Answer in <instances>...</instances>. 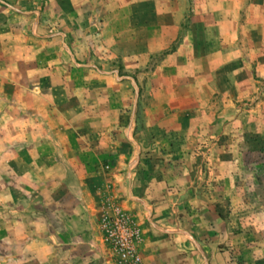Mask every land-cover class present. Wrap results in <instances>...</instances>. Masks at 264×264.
Wrapping results in <instances>:
<instances>
[{"label": "crops", "instance_id": "crops-1", "mask_svg": "<svg viewBox=\"0 0 264 264\" xmlns=\"http://www.w3.org/2000/svg\"><path fill=\"white\" fill-rule=\"evenodd\" d=\"M263 83L264 0H0V264H111L103 211L153 201L159 219L153 194L170 187V211L185 208L207 182L192 144L235 125L237 100L263 126ZM137 148L162 156L138 164L159 177L132 173ZM237 150L215 146L212 168ZM182 165L196 177H174ZM139 227L140 264H164L165 237L185 233Z\"/></svg>", "mask_w": 264, "mask_h": 264}, {"label": "rangeland", "instance_id": "rangeland-1", "mask_svg": "<svg viewBox=\"0 0 264 264\" xmlns=\"http://www.w3.org/2000/svg\"><path fill=\"white\" fill-rule=\"evenodd\" d=\"M259 88L264 89V83ZM247 103V100L233 102L232 113L239 119L235 125L232 124L203 141L192 142L193 153L186 156L189 159L186 162L189 163L190 157H193L195 165L204 167L206 171L201 172L207 182L201 190L197 187L193 195L187 198L189 202L185 208L176 201L173 206L175 212L170 211L171 201L176 197L170 187V197L164 196L162 191L153 194L158 200L155 207L160 214L159 219L151 214L148 216L153 201L134 202L135 214L126 209L138 227L142 225L152 236H165V232L187 230L188 234L179 233L175 238L165 237L164 244L168 248H164L161 255L164 264H264V166H255L259 162L264 163V125L245 121L244 108ZM132 104L131 96L127 118L130 110H135V103L134 106ZM184 141L182 137L170 138V143L178 148L183 147ZM215 146L245 147L246 150H241L242 153L237 150L233 159L231 153L215 155L219 158L220 168L214 169L212 162L216 160H211L210 154ZM170 152L171 150L167 151L166 158L175 167L182 155ZM138 153L132 173H139L143 180L147 177V181L151 174L159 177L160 172L142 167L138 169V164L154 165L162 156L155 151L149 154L141 148ZM200 156L202 161L198 160ZM183 167L184 165L178 169L173 168L174 177L179 176L181 180L193 179L198 174L196 166H189L192 170H184ZM130 180L129 177L127 184L125 183L128 187ZM142 192L144 191L141 189L134 190L133 197H140ZM201 206L202 214L199 215ZM215 211L222 217H217Z\"/></svg>", "mask_w": 264, "mask_h": 264}, {"label": "built area", "instance_id": "built-area-1", "mask_svg": "<svg viewBox=\"0 0 264 264\" xmlns=\"http://www.w3.org/2000/svg\"><path fill=\"white\" fill-rule=\"evenodd\" d=\"M104 169L108 165L103 166ZM96 241L106 250L111 264H140V229L119 203H111L97 219Z\"/></svg>", "mask_w": 264, "mask_h": 264}, {"label": "trees", "instance_id": "trees-1", "mask_svg": "<svg viewBox=\"0 0 264 264\" xmlns=\"http://www.w3.org/2000/svg\"><path fill=\"white\" fill-rule=\"evenodd\" d=\"M215 213L217 214L218 217H222V215L218 212V211H215Z\"/></svg>", "mask_w": 264, "mask_h": 264}, {"label": "water", "instance_id": "water-1", "mask_svg": "<svg viewBox=\"0 0 264 264\" xmlns=\"http://www.w3.org/2000/svg\"><path fill=\"white\" fill-rule=\"evenodd\" d=\"M140 200V199H139ZM183 232H185V233H187L188 234V232L187 231H183ZM191 240L193 241V243L195 244V241L192 239V237H191ZM205 264H207V262H205Z\"/></svg>", "mask_w": 264, "mask_h": 264}]
</instances>
